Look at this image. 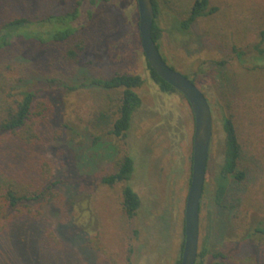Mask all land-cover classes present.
Instances as JSON below:
<instances>
[{"label":"rangeland","instance_id":"1","mask_svg":"<svg viewBox=\"0 0 264 264\" xmlns=\"http://www.w3.org/2000/svg\"><path fill=\"white\" fill-rule=\"evenodd\" d=\"M76 1L0 0V22L75 8L70 21L33 25L30 31L87 27L67 43L43 46L41 61L18 55V42L0 58V114L15 107L27 88L51 90L42 96L53 106L45 118L49 139L40 153L30 150L35 156L30 163L36 173L42 168L46 175L51 172V181L61 180L54 188L60 203L34 202V220L23 225L22 233L14 239L0 237V264H176L185 238L192 173V108L181 92H164L150 78L136 0ZM194 1L156 0L160 53L172 68L195 80L213 114L199 250L205 251V264H264V54L259 51L264 48V0H210V7L217 9L181 32L179 21ZM89 11L94 13L91 20ZM109 12L116 18L112 28ZM79 41L86 51L77 59L66 50ZM89 57L105 63L89 65ZM105 67L145 78L137 89L142 105L124 139L108 134L109 127L97 131L94 126L100 111L114 107L117 94L110 96L90 84L64 89L102 75ZM225 116H233L236 124L242 147L238 169L245 175L229 176L218 200ZM32 119L37 126L41 117ZM124 152L135 161L132 178L103 184L100 176L115 170ZM11 177L23 188L34 180L20 173ZM126 184L141 197L131 219L122 205ZM221 253L226 256H217Z\"/></svg>","mask_w":264,"mask_h":264},{"label":"trees","instance_id":"2","mask_svg":"<svg viewBox=\"0 0 264 264\" xmlns=\"http://www.w3.org/2000/svg\"><path fill=\"white\" fill-rule=\"evenodd\" d=\"M101 1L110 0H97L95 3ZM78 3L79 1L77 0L75 5ZM153 3L155 18L152 36L159 47L161 29L157 23L158 5L156 0H153ZM216 9L210 7V0H195L187 17L179 21L178 30L181 32L188 31L198 18L207 16ZM93 14V11H89L90 20ZM106 15L108 21L112 23L110 27H114L115 15L110 12ZM73 17H75V8L65 13H52L46 17H17L0 22V58L4 53L9 52L14 47L16 48L15 43L18 42L19 45L17 47L21 49V51H17L18 55L23 56L25 59L43 60V46L49 47L51 45L67 43L87 27L83 25L77 28H57L48 30L44 34L33 30L30 31V27L33 25L42 26L44 23H51L52 25L65 23ZM89 40L91 43L92 39L90 37ZM85 51L86 47L81 44V41L66 50L73 58L80 57ZM259 51L261 54H264V48H261ZM95 61L105 63L100 58L89 57L87 64L91 65ZM146 63L150 78L159 85L162 91L179 92L152 68L147 59ZM108 68L105 67L102 70V75L87 76L86 80L80 85H64V89L67 91L74 90L76 87L90 84L92 87L99 88L110 96L117 94L116 101H113L114 107L109 110L100 111L94 119V126L97 131H102L105 127H109L108 134L124 139L131 128L135 111L142 105V99L137 89L143 85L145 78L141 74L114 72ZM192 80L195 82L194 79ZM47 91L51 90L49 88H27L22 91L23 97L17 101L15 107L9 106L5 112L6 115H4V111L0 114V237L6 234L5 236L8 235L9 238L14 239L13 237L17 233H22L23 225H26L28 222L31 223L34 220V216L31 214V204L34 202L45 200L49 203H60L61 196L58 192L54 191V188L61 183V180L51 181V172L46 175L44 174L45 169L42 171V168L41 170L38 168L36 173V169L33 170L34 167L30 163V161H34L35 157L31 155L30 150L33 149L36 153H40L49 139L44 131V128L48 126L45 118L48 117L53 106L43 100V93ZM46 96L49 97L48 95ZM36 115L40 116L41 119L37 126H34L30 122L33 121L32 117ZM223 127L226 132V144L224 163L217 191L218 200L227 190L229 176L233 175L237 179H242L245 175L243 170L238 169L242 147L233 116L224 117ZM99 139H101V136H96L95 142ZM134 171V158L127 152H124L116 161V169L101 175L100 181L110 186L122 182L126 183L132 178ZM14 173H20L23 178L33 176L34 180L31 186L23 188L19 182H16L11 177V174ZM122 195V205L125 214L130 219L134 218L141 206L140 195L128 184L123 187ZM26 208L28 212L25 211ZM183 245L181 251H183ZM204 255L205 251H198L196 264H205ZM217 256L225 257L226 255L221 253ZM180 261L181 257L177 260L176 264H180ZM214 264L225 263L216 262Z\"/></svg>","mask_w":264,"mask_h":264},{"label":"water","instance_id":"3","mask_svg":"<svg viewBox=\"0 0 264 264\" xmlns=\"http://www.w3.org/2000/svg\"><path fill=\"white\" fill-rule=\"evenodd\" d=\"M139 12L140 45L149 64L188 100L195 119L191 182L185 204V238L180 264H196L200 240V208L213 136L210 103L197 84L172 68L162 57L152 36L155 18L153 0H136Z\"/></svg>","mask_w":264,"mask_h":264}]
</instances>
